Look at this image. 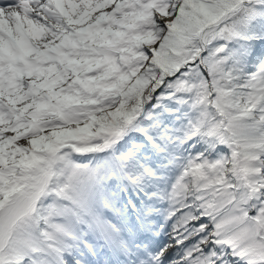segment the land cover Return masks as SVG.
Here are the masks:
<instances>
[{
	"label": "snow or ice",
	"instance_id": "6c2138e0",
	"mask_svg": "<svg viewBox=\"0 0 264 264\" xmlns=\"http://www.w3.org/2000/svg\"><path fill=\"white\" fill-rule=\"evenodd\" d=\"M0 264H264V0H0Z\"/></svg>",
	"mask_w": 264,
	"mask_h": 264
}]
</instances>
